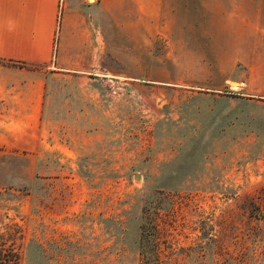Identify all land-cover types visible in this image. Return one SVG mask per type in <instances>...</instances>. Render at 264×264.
Here are the masks:
<instances>
[{
    "label": "rangeland",
    "instance_id": "374dc122",
    "mask_svg": "<svg viewBox=\"0 0 264 264\" xmlns=\"http://www.w3.org/2000/svg\"><path fill=\"white\" fill-rule=\"evenodd\" d=\"M111 1V80L0 59L46 82L30 149L0 115L19 264H264V0Z\"/></svg>",
    "mask_w": 264,
    "mask_h": 264
},
{
    "label": "crops",
    "instance_id": "0c3cea01",
    "mask_svg": "<svg viewBox=\"0 0 264 264\" xmlns=\"http://www.w3.org/2000/svg\"><path fill=\"white\" fill-rule=\"evenodd\" d=\"M137 1H141L140 11H135L138 20H122L121 24H140L143 21L139 19L144 17L158 19L161 0ZM147 1L152 5L151 11L149 6L146 8ZM116 4L111 0H94L93 3L88 0H0V59L27 62L34 67L52 62L54 69L97 74L103 80H111V72L102 65L106 51L111 48L105 34L111 30ZM119 5L121 8L122 4ZM59 11H63L61 15ZM98 12H103L107 21L96 24L94 15ZM126 14L121 11L119 17L125 18ZM120 27L122 30L123 26ZM18 70L5 79L0 77V115L7 113L3 116L10 119L11 124L4 129L26 137L27 149H30V139L42 134L45 74L41 69Z\"/></svg>",
    "mask_w": 264,
    "mask_h": 264
},
{
    "label": "trees",
    "instance_id": "16d2710c",
    "mask_svg": "<svg viewBox=\"0 0 264 264\" xmlns=\"http://www.w3.org/2000/svg\"><path fill=\"white\" fill-rule=\"evenodd\" d=\"M13 62V61H8ZM21 228L16 223H0V264H19L20 255L16 244L21 236Z\"/></svg>",
    "mask_w": 264,
    "mask_h": 264
},
{
    "label": "bare ground",
    "instance_id": "6f19581e",
    "mask_svg": "<svg viewBox=\"0 0 264 264\" xmlns=\"http://www.w3.org/2000/svg\"><path fill=\"white\" fill-rule=\"evenodd\" d=\"M233 86H236V85H238L237 83H231Z\"/></svg>",
    "mask_w": 264,
    "mask_h": 264
}]
</instances>
